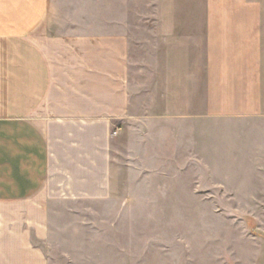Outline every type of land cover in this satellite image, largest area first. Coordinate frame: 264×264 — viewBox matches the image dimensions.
Wrapping results in <instances>:
<instances>
[{
    "label": "crops",
    "instance_id": "0c3cea01",
    "mask_svg": "<svg viewBox=\"0 0 264 264\" xmlns=\"http://www.w3.org/2000/svg\"><path fill=\"white\" fill-rule=\"evenodd\" d=\"M136 14L135 0H111L106 15L101 0H67L62 11L54 0H0V264H73L71 251L89 244L71 234L104 215L112 180H131L139 156L152 161L135 143L141 123L146 142L159 122L160 154L175 152L176 168H199L200 151L214 164L222 123L239 138L226 163L264 170V0H159L139 20L155 25L159 94L142 115ZM243 233L219 263L203 251L175 264H264V238Z\"/></svg>",
    "mask_w": 264,
    "mask_h": 264
},
{
    "label": "rangeland",
    "instance_id": "374dc122",
    "mask_svg": "<svg viewBox=\"0 0 264 264\" xmlns=\"http://www.w3.org/2000/svg\"><path fill=\"white\" fill-rule=\"evenodd\" d=\"M54 1L62 11L67 0ZM101 1L106 15L111 0ZM158 1L135 0L138 28L131 59L137 66L131 71V81L139 91L135 107L141 115L157 107L159 94L154 87L156 70L152 66V55L157 49L151 45L149 33L155 25L139 20L150 15ZM158 128L159 122H153V136L145 142L141 136L145 128L140 124L135 143L140 148L150 147L148 155L152 161L143 165V157L139 156L133 172L125 169L131 180H126V174L119 176L120 180H112L116 192L104 202V215L84 218L92 229H84L78 236L71 234L70 242L82 239L89 244L87 249L71 251L73 264H175L177 257L203 251L207 252L205 256L216 255L219 263L218 257L227 247L225 242L238 240L243 231L264 238V170L236 168L226 163L230 160L226 149L238 137L229 138L224 124H214L215 134L210 137L216 149L214 164L209 163L207 152L200 151L199 168L181 169L176 168L175 152L160 154V147L166 145ZM204 129L206 133L207 126ZM203 139L208 143L207 137ZM190 140V135L183 138L189 144ZM167 141L169 151L176 141L174 137L166 138ZM160 155H166L167 161L160 162ZM179 155L186 161L191 153ZM64 260L58 258L56 264Z\"/></svg>",
    "mask_w": 264,
    "mask_h": 264
}]
</instances>
